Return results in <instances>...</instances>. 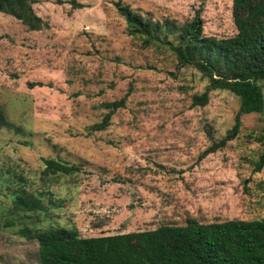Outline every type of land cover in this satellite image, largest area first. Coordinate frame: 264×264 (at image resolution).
Instances as JSON below:
<instances>
[{
    "label": "rangeland",
    "instance_id": "rangeland-1",
    "mask_svg": "<svg viewBox=\"0 0 264 264\" xmlns=\"http://www.w3.org/2000/svg\"><path fill=\"white\" fill-rule=\"evenodd\" d=\"M118 1L152 20H190L229 37L231 0H30L40 26L0 12V264H39L29 229L78 236L264 216V110L240 116L238 98L210 90L166 48L142 47L125 31ZM264 98V83L260 82ZM125 96L103 130H90ZM52 159L77 169L45 171ZM36 199L37 209L16 197Z\"/></svg>",
    "mask_w": 264,
    "mask_h": 264
},
{
    "label": "trees",
    "instance_id": "trees-1",
    "mask_svg": "<svg viewBox=\"0 0 264 264\" xmlns=\"http://www.w3.org/2000/svg\"><path fill=\"white\" fill-rule=\"evenodd\" d=\"M114 8L124 19L126 33L138 38L142 47L166 48L178 65L192 66L200 73L205 85L200 93L191 95L190 106L205 105L210 90H227L238 98L233 124L204 153L235 136L241 115L264 110L260 84L264 83V0H231L235 32L223 38L202 33L198 11L190 20L179 23L168 18L152 20L118 1L114 2ZM0 12L19 19L31 29L40 26L30 0H0ZM128 93L104 103L109 110L89 129L103 130L113 110L124 106ZM263 161L264 153L254 169L259 170ZM76 169L73 165L45 160V171L66 174ZM35 200L19 196L14 203L36 210ZM28 236L37 242L39 264H264V216L208 223L187 218L181 225L160 224L153 229L89 237L78 236L74 228L29 229Z\"/></svg>",
    "mask_w": 264,
    "mask_h": 264
}]
</instances>
